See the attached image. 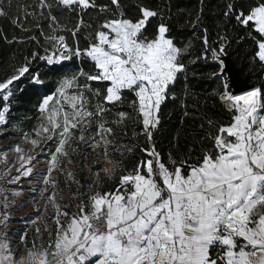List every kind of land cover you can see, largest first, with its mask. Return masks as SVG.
I'll use <instances>...</instances> for the list:
<instances>
[{
	"label": "snow or ice",
	"instance_id": "6c2138e0",
	"mask_svg": "<svg viewBox=\"0 0 264 264\" xmlns=\"http://www.w3.org/2000/svg\"><path fill=\"white\" fill-rule=\"evenodd\" d=\"M111 4L115 11L95 0H0V19L23 33L4 36L5 41L35 45L0 80V134L8 131L17 82L43 85L41 68L59 77L54 93L38 105L35 126L21 132L22 143L13 148L15 161L0 173V179L10 176L9 184L30 178L25 183L41 185L29 189L35 195L28 203L37 214L30 222L37 224L51 209L54 227L44 224L42 232L37 226L31 241L24 231L21 251L8 235V210L24 191H13L11 200L5 195L0 201V264H264V86L237 92L247 85L229 74L227 37L211 47L204 29L203 51L190 63L215 64L207 76L219 84L216 95L231 119L226 124L208 121L216 131L205 134L212 147L202 155L193 158L191 148L180 159L172 152L162 155L154 134L161 106L177 100L180 80L185 81L181 107L189 114L185 57L191 55V41L184 47L174 43L162 10L138 5L140 14L132 18L120 0ZM90 10L107 16L93 26L84 19ZM72 14L76 22L70 24ZM202 14L201 7L187 23L196 27ZM224 15L246 29L254 46L252 61L264 67V0L246 8L230 0ZM154 19L159 23L149 34ZM82 29H91L83 47ZM77 61H88L92 68L85 70ZM129 121L141 126L134 135H143L144 146L119 142ZM136 147L141 158L128 170L123 160ZM2 157L0 162H6L8 152ZM13 168L16 174L10 175ZM73 169L92 177L85 191ZM117 172V186L102 191L103 178Z\"/></svg>",
	"mask_w": 264,
	"mask_h": 264
},
{
	"label": "trees",
	"instance_id": "16d2710c",
	"mask_svg": "<svg viewBox=\"0 0 264 264\" xmlns=\"http://www.w3.org/2000/svg\"><path fill=\"white\" fill-rule=\"evenodd\" d=\"M34 2V0H13V3ZM230 0H120L122 10L132 18L139 16L138 5H148L157 10H162L166 23L171 28V35L174 37V43L178 47L186 46L191 41V55L185 57V62L189 64V74L187 78V97L184 101L187 105L188 115H184L185 109L181 107V100L185 97V81L180 80L175 86L176 101L169 100L165 105L161 106V123L154 139L157 150L162 155L167 156L172 152L177 159L188 155V149L193 151V158L202 155L203 150L211 149L212 142L205 139L204 136L208 132L215 133V127L210 128L208 121L212 120L217 124H226L231 119L220 102L216 92L219 84L214 83L207 76L209 71L214 70L215 64L212 62L205 63L199 61L197 64H191L190 60L198 56L203 51L201 37L203 30L207 29L209 44L211 47H218L222 42L221 36H226L229 41L227 52L233 59L242 74L250 75L252 83L256 86H264V67L252 61L254 51L253 41L248 38L245 33L246 29L234 26V22L225 18L226 5ZM253 0H235L237 6L244 5L245 8L251 4ZM99 6H108L115 11V6L111 4V0H95ZM203 8L202 19L200 23L193 27L187 23L189 19H194L197 12ZM67 15V13H65ZM107 13H98L96 10H90L84 15L86 22H91L95 26L102 21ZM171 17L168 19V17ZM70 24L76 22L75 14H72L68 21ZM159 23L153 20L149 26V34L155 29ZM83 34L78 35L81 46L87 44L85 36L91 29L87 31L81 30ZM13 35H23L19 29L15 28L9 21L0 19V80L11 75L13 65H19L24 56L33 51L35 45L9 44L3 38L7 36L11 39ZM69 36V41L71 42ZM77 65L82 66L85 70H90L92 65L88 61L82 64L80 61ZM192 72L198 75L193 76ZM41 77L45 80L43 85L30 83L28 79L17 82L19 89L13 98L11 112L9 114L8 131L4 132L1 137L4 139L22 140L21 132L30 131L37 123L39 115L37 108L45 95L53 94L55 91V81L59 78L56 74H50V69L41 68ZM95 83V82H94ZM22 89V91L20 90ZM126 109L127 105L124 106ZM131 111V109H128ZM203 125V128H201ZM141 131V126L134 121H129L126 129V135L119 138V142L132 145H145L143 135H134ZM93 157L89 156L90 164ZM116 159L121 157L116 154ZM141 158L139 147L133 148L132 152L123 160V167L131 170L138 160ZM77 163H79V159ZM76 173H80L76 169ZM86 172L80 173L84 175ZM120 172H117L112 178V188H103L102 191L114 189L117 186ZM83 185L88 184L87 179H82ZM74 186L72 185V192ZM83 191V189H82Z\"/></svg>",
	"mask_w": 264,
	"mask_h": 264
},
{
	"label": "rangeland",
	"instance_id": "374dc122",
	"mask_svg": "<svg viewBox=\"0 0 264 264\" xmlns=\"http://www.w3.org/2000/svg\"><path fill=\"white\" fill-rule=\"evenodd\" d=\"M2 134H0V160H3L2 153L7 151L8 152V159L6 162H0V171H4L6 166H9L12 162L15 161V154L13 152V148L16 144H21L22 140H17V139H4L1 137ZM23 147L28 148L30 145L28 144H22ZM93 159V158H92ZM91 159V162H92ZM90 162V164H91ZM43 164H41L38 169L36 170L37 173L40 172L41 169H43ZM73 171L76 172V169H73ZM16 174V169H12V173L10 175ZM35 174V173H34ZM116 175V174H115ZM115 177V176H114ZM76 178L79 180L80 184L83 185L82 179H87L88 183L91 181L92 177L88 175L86 172L84 175H81L78 173L76 175ZM10 179V176H8V180ZM25 179H30V178H25ZM25 179H22L19 184H10V190L8 193L9 200L13 199L11 193L13 191H24V195L15 198V204L12 205L9 208V212L11 213L10 219H9V228H8V235L12 237V242L14 245H19L20 250H23V245H20L19 243V237L20 235L24 232L27 231L28 239L29 241L32 240L33 238V232L34 229L37 226H40L43 232V226L44 224H47L49 227H54L50 217L52 216V211L51 209L49 210L47 217L41 216V218L37 221V224H32L30 222L31 219L36 217V212L34 209L30 206L28 201L35 195L32 193L29 189L32 187L39 188L41 185L39 184H27L25 183ZM61 187H64V181L65 177L61 176ZM112 179H108L107 177L103 178V188H112L113 184H111ZM88 184H86L87 186ZM73 192L76 190V185L73 184ZM84 186V185H83ZM86 186L84 188H81V191H85ZM101 189V190H102ZM65 195V200L69 198L70 193L68 192L67 189H65L64 192ZM73 211L75 210V206L73 205ZM45 240H47V236L45 234Z\"/></svg>",
	"mask_w": 264,
	"mask_h": 264
},
{
	"label": "water",
	"instance_id": "95a60500",
	"mask_svg": "<svg viewBox=\"0 0 264 264\" xmlns=\"http://www.w3.org/2000/svg\"><path fill=\"white\" fill-rule=\"evenodd\" d=\"M226 64L229 69V74L230 76L234 77L238 82H241L242 84H246V88H238L236 89L237 92H242L244 90H249L251 87L256 86L255 84L252 83V79L250 75H243L241 69L237 67L233 59L227 55L224 57Z\"/></svg>",
	"mask_w": 264,
	"mask_h": 264
},
{
	"label": "built area",
	"instance_id": "2783aa9c",
	"mask_svg": "<svg viewBox=\"0 0 264 264\" xmlns=\"http://www.w3.org/2000/svg\"><path fill=\"white\" fill-rule=\"evenodd\" d=\"M3 171H0L2 173ZM10 184L8 183V177L0 179V201L3 200L4 196L9 193Z\"/></svg>",
	"mask_w": 264,
	"mask_h": 264
}]
</instances>
